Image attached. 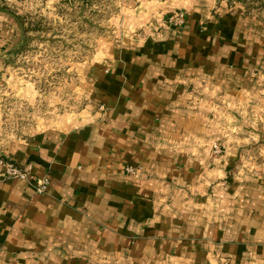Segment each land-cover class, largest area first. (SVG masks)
Returning a JSON list of instances; mask_svg holds the SVG:
<instances>
[{
	"label": "crops",
	"instance_id": "0c3cea01",
	"mask_svg": "<svg viewBox=\"0 0 264 264\" xmlns=\"http://www.w3.org/2000/svg\"><path fill=\"white\" fill-rule=\"evenodd\" d=\"M241 1L109 0L75 103L21 137L0 123V154L50 179L38 194L0 165V264H264V18ZM88 2L0 0V109L56 107L11 61L51 34L37 12Z\"/></svg>",
	"mask_w": 264,
	"mask_h": 264
},
{
	"label": "rangeland",
	"instance_id": "374dc122",
	"mask_svg": "<svg viewBox=\"0 0 264 264\" xmlns=\"http://www.w3.org/2000/svg\"><path fill=\"white\" fill-rule=\"evenodd\" d=\"M242 1L246 12L264 18V0ZM112 11L113 5L109 0H105L103 3L88 2L84 6L74 4L70 9L61 7L52 15L49 11L37 12L34 15L33 20L37 23L35 26H31L29 23V30L33 31L32 27H36L45 33V36L48 32L51 34L45 40H40L45 42L41 48H39V40L35 39V42H30L28 47L19 50L20 54L14 55L11 61L14 67L12 74L20 86L28 84L34 86L35 89L36 85L38 92L43 94L51 92L59 100V103L55 104V108L52 105L50 108L48 102L42 100L31 105L26 100L22 101L24 107L18 103L9 105L7 103L8 106H2L0 123H3L2 136L4 138L21 137L20 135L26 133V129L32 127L36 122H42L48 111L56 109L55 112L59 114L75 103V92L71 89L70 83L78 79L79 72L71 68L70 64L76 63L81 56L85 57L82 55V50H88L89 57L92 56L91 49L95 43L96 31L99 32L103 29L108 34V31L112 30L108 24ZM32 16H29L31 20ZM54 35L57 36L53 37ZM38 50L41 53H38ZM50 50L54 52L52 55L48 53ZM4 88L6 85L0 87L2 90ZM8 89L16 90L17 86L12 85ZM17 92L22 95H19L20 97H26L22 94V90ZM15 94L17 95V93ZM62 102H67V104L64 106L61 104Z\"/></svg>",
	"mask_w": 264,
	"mask_h": 264
},
{
	"label": "built area",
	"instance_id": "2783aa9c",
	"mask_svg": "<svg viewBox=\"0 0 264 264\" xmlns=\"http://www.w3.org/2000/svg\"><path fill=\"white\" fill-rule=\"evenodd\" d=\"M185 22V13L183 11H176L170 18L169 23L172 26H182ZM216 152H221L220 146L215 147ZM0 165L4 167L5 177L12 179H20L34 183L35 191L38 194H44L47 192L50 179L48 176H37L33 172V166L31 164H20L14 160L5 157L0 154ZM128 172H134V168L128 167Z\"/></svg>",
	"mask_w": 264,
	"mask_h": 264
}]
</instances>
